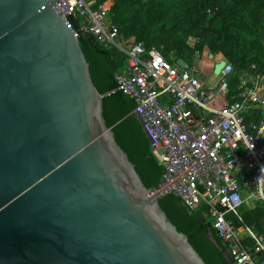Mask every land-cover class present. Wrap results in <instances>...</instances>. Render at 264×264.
<instances>
[{
	"label": "water",
	"instance_id": "water-1",
	"mask_svg": "<svg viewBox=\"0 0 264 264\" xmlns=\"http://www.w3.org/2000/svg\"><path fill=\"white\" fill-rule=\"evenodd\" d=\"M57 1L0 0V264H208Z\"/></svg>",
	"mask_w": 264,
	"mask_h": 264
},
{
	"label": "built area",
	"instance_id": "built-area-1",
	"mask_svg": "<svg viewBox=\"0 0 264 264\" xmlns=\"http://www.w3.org/2000/svg\"><path fill=\"white\" fill-rule=\"evenodd\" d=\"M52 10L78 37L90 36L124 56L113 77L116 90L131 100L129 115L162 169L160 195L199 210L231 264H264V227L245 225L240 214L241 208L264 210V73L254 65L240 71L228 104L232 68L221 55L208 58L206 52L207 63L196 60L205 72L194 66L195 52L182 69L156 48L123 38L93 0H58Z\"/></svg>",
	"mask_w": 264,
	"mask_h": 264
},
{
	"label": "trees",
	"instance_id": "trees-1",
	"mask_svg": "<svg viewBox=\"0 0 264 264\" xmlns=\"http://www.w3.org/2000/svg\"><path fill=\"white\" fill-rule=\"evenodd\" d=\"M93 1L106 9L109 21L123 38L133 37L144 48H156L165 60L182 59L188 63L195 52L200 54L203 50L212 56L221 55L232 68L226 98L228 104L232 101L230 96L234 94L240 71L254 65L258 73H264V46L257 37L259 29L264 28V0ZM79 38L114 90L160 183L162 169L150 155L137 119L129 115L132 102L116 90L113 77L122 70L124 56L112 47L99 46L90 36ZM188 38L195 41L192 47L186 44ZM161 199L208 264H231L225 246L199 210H186L178 198L171 195H163ZM240 214L245 225L259 230L258 223L264 217L261 207L241 208Z\"/></svg>",
	"mask_w": 264,
	"mask_h": 264
},
{
	"label": "rangeland",
	"instance_id": "rangeland-1",
	"mask_svg": "<svg viewBox=\"0 0 264 264\" xmlns=\"http://www.w3.org/2000/svg\"><path fill=\"white\" fill-rule=\"evenodd\" d=\"M193 40H190V42H192ZM193 43V42H192ZM206 56V50H203L199 55H195V56H193V64H194V66H196L197 67V69H201L202 71H205V72H207L206 71V69H204L201 65H200V63H198L197 61H202V63L203 64H205V63H207V58L205 57ZM214 58H216V56H214ZM197 60V61H196ZM212 62V60L211 59H209V63H211ZM188 63H190V61L188 62ZM208 73H209V71H208ZM198 77H201L200 75H198ZM211 76H207L206 77V79H209Z\"/></svg>",
	"mask_w": 264,
	"mask_h": 264
},
{
	"label": "clouds",
	"instance_id": "clouds-1",
	"mask_svg": "<svg viewBox=\"0 0 264 264\" xmlns=\"http://www.w3.org/2000/svg\"><path fill=\"white\" fill-rule=\"evenodd\" d=\"M261 172L264 173V167L261 168Z\"/></svg>",
	"mask_w": 264,
	"mask_h": 264
}]
</instances>
